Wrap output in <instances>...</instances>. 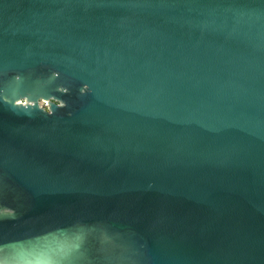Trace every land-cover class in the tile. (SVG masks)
I'll return each instance as SVG.
<instances>
[{"label": "water", "instance_id": "1", "mask_svg": "<svg viewBox=\"0 0 264 264\" xmlns=\"http://www.w3.org/2000/svg\"><path fill=\"white\" fill-rule=\"evenodd\" d=\"M0 264H264V0H0Z\"/></svg>", "mask_w": 264, "mask_h": 264}, {"label": "rangeland", "instance_id": "2", "mask_svg": "<svg viewBox=\"0 0 264 264\" xmlns=\"http://www.w3.org/2000/svg\"><path fill=\"white\" fill-rule=\"evenodd\" d=\"M41 105L43 106V107H47V104H46V102H41Z\"/></svg>", "mask_w": 264, "mask_h": 264}]
</instances>
